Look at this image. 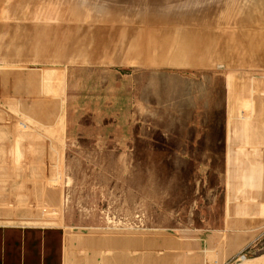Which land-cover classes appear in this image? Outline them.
I'll return each mask as SVG.
<instances>
[{
  "label": "rangeland",
  "instance_id": "obj_1",
  "mask_svg": "<svg viewBox=\"0 0 264 264\" xmlns=\"http://www.w3.org/2000/svg\"><path fill=\"white\" fill-rule=\"evenodd\" d=\"M263 46L264 0H0V209L93 235L252 222Z\"/></svg>",
  "mask_w": 264,
  "mask_h": 264
},
{
  "label": "crops",
  "instance_id": "obj_2",
  "mask_svg": "<svg viewBox=\"0 0 264 264\" xmlns=\"http://www.w3.org/2000/svg\"><path fill=\"white\" fill-rule=\"evenodd\" d=\"M256 199L247 205L255 218L242 228L227 225L230 214L224 203V226L219 228L105 231L94 226L100 230L94 235L88 232L91 227L71 225L54 202L48 209L58 211L41 210L37 201V208L0 209V264H264V189ZM54 215L60 223L51 222ZM24 219L32 223L19 222ZM241 252L245 258H238Z\"/></svg>",
  "mask_w": 264,
  "mask_h": 264
},
{
  "label": "built area",
  "instance_id": "obj_3",
  "mask_svg": "<svg viewBox=\"0 0 264 264\" xmlns=\"http://www.w3.org/2000/svg\"><path fill=\"white\" fill-rule=\"evenodd\" d=\"M246 257V252H241L238 254V258H245Z\"/></svg>",
  "mask_w": 264,
  "mask_h": 264
},
{
  "label": "bare ground",
  "instance_id": "obj_4",
  "mask_svg": "<svg viewBox=\"0 0 264 264\" xmlns=\"http://www.w3.org/2000/svg\"><path fill=\"white\" fill-rule=\"evenodd\" d=\"M253 39H255V38H253ZM253 41H254V40H253ZM251 43H252V42H251ZM253 43H254V42H253ZM253 43H252V44H253ZM249 45H250V44H249ZM256 45H258V44H256ZM185 46H186V45H185ZM245 46H246V45H245ZM250 46H251V45H250ZM252 46H253V45H252ZM258 47H259V46H258ZM263 47H264V46H263ZM248 50H249V49H248ZM165 59H166V58H165Z\"/></svg>",
  "mask_w": 264,
  "mask_h": 264
}]
</instances>
